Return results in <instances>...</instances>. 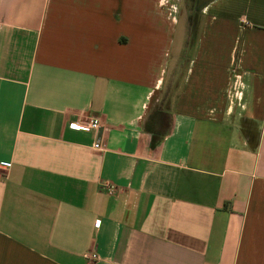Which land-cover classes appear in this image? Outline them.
Here are the masks:
<instances>
[{"label": "crops", "instance_id": "crops-1", "mask_svg": "<svg viewBox=\"0 0 264 264\" xmlns=\"http://www.w3.org/2000/svg\"><path fill=\"white\" fill-rule=\"evenodd\" d=\"M197 2L0 0V264H264V0Z\"/></svg>", "mask_w": 264, "mask_h": 264}, {"label": "built area", "instance_id": "built-area-1", "mask_svg": "<svg viewBox=\"0 0 264 264\" xmlns=\"http://www.w3.org/2000/svg\"><path fill=\"white\" fill-rule=\"evenodd\" d=\"M236 97L237 98H241L242 97V92L241 91H237L236 92ZM101 124H100V120L98 118H91L89 120H87L85 123H81L78 121H74L72 123H70V127L73 129H83V128H89V129H93V130H98L100 128ZM93 146L97 149H101L102 148V144H101V140L96 141ZM3 167L0 164V168ZM87 258L89 259L90 262H94L98 259V255L96 253H88Z\"/></svg>", "mask_w": 264, "mask_h": 264}, {"label": "trees", "instance_id": "trees-1", "mask_svg": "<svg viewBox=\"0 0 264 264\" xmlns=\"http://www.w3.org/2000/svg\"><path fill=\"white\" fill-rule=\"evenodd\" d=\"M161 116V117H165L167 116L166 113L160 111V110H156L153 112V114L150 117V120L152 119V117L154 116ZM149 120V122L147 123V130L148 132L151 133V145L153 147L156 146V144L159 142L161 135L164 133V131L162 130H157L154 128V126L152 125L151 121Z\"/></svg>", "mask_w": 264, "mask_h": 264}, {"label": "rangeland", "instance_id": "rangeland-1", "mask_svg": "<svg viewBox=\"0 0 264 264\" xmlns=\"http://www.w3.org/2000/svg\"><path fill=\"white\" fill-rule=\"evenodd\" d=\"M150 121L155 129L165 131L169 124V116L168 115L165 117H161L160 115L154 116Z\"/></svg>", "mask_w": 264, "mask_h": 264}, {"label": "flooded vegetation", "instance_id": "flooded-vegetation-1", "mask_svg": "<svg viewBox=\"0 0 264 264\" xmlns=\"http://www.w3.org/2000/svg\"><path fill=\"white\" fill-rule=\"evenodd\" d=\"M188 2H189L190 8H193V9L199 8L197 0H188Z\"/></svg>", "mask_w": 264, "mask_h": 264}]
</instances>
